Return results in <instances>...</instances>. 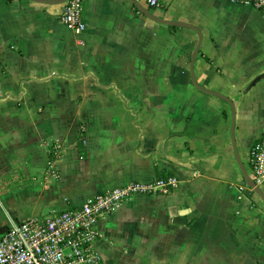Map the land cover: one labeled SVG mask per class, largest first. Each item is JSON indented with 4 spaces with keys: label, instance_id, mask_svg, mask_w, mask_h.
<instances>
[{
    "label": "crops",
    "instance_id": "obj_1",
    "mask_svg": "<svg viewBox=\"0 0 264 264\" xmlns=\"http://www.w3.org/2000/svg\"><path fill=\"white\" fill-rule=\"evenodd\" d=\"M47 1L0 0V236L168 174L175 190L101 219L97 264H264V201L236 158L250 176L264 132L262 11L137 0L199 34L129 0H82L77 30L60 20L67 2Z\"/></svg>",
    "mask_w": 264,
    "mask_h": 264
},
{
    "label": "built area",
    "instance_id": "obj_2",
    "mask_svg": "<svg viewBox=\"0 0 264 264\" xmlns=\"http://www.w3.org/2000/svg\"><path fill=\"white\" fill-rule=\"evenodd\" d=\"M252 3L264 14V0H230ZM152 7L158 0H147ZM82 0H69L61 22L71 29L82 30ZM250 178L264 182V132L250 150ZM174 176L151 183L131 181L93 195L79 206L52 210L6 227L0 236V264H97L101 255L96 249L100 237L99 222L121 203L137 194H168L176 189Z\"/></svg>",
    "mask_w": 264,
    "mask_h": 264
},
{
    "label": "water",
    "instance_id": "obj_3",
    "mask_svg": "<svg viewBox=\"0 0 264 264\" xmlns=\"http://www.w3.org/2000/svg\"><path fill=\"white\" fill-rule=\"evenodd\" d=\"M61 2V3H64V2H68L69 0H53V1H47V2ZM131 3H133L138 9L139 11H141L144 15H146L147 17H150L156 21H159V22H163V23H166V24H174V25H183V26H186V27H189L191 29H194L197 31V29L195 27H193L192 25H189V24H185V23H172V22H169V21H163V20H160L158 19L155 15H153L143 4H141L139 1L137 0H129ZM198 32V31H197ZM199 33V32H198ZM200 34V33H199ZM201 36V35H200ZM198 52V49L195 51L194 53V56L193 58H195L196 54ZM193 76V74H192ZM199 86V85H198ZM207 92L215 95V96H218L220 97L221 99H223L224 101L228 102L233 111L235 110V105L233 103V101H231L228 97L224 96V95H221L217 92H214V91H209V90H206ZM234 127H235V123H234V118H233V123H232V138L234 139ZM234 143V146H235V142ZM236 158H237V162L239 163L241 169H242V172H243V175H244V178L246 180V183L248 184V186L250 188H252L264 201V194L263 192L261 191L260 187L250 178L247 170L245 169V167L241 164L238 156L236 155Z\"/></svg>",
    "mask_w": 264,
    "mask_h": 264
},
{
    "label": "trees",
    "instance_id": "obj_4",
    "mask_svg": "<svg viewBox=\"0 0 264 264\" xmlns=\"http://www.w3.org/2000/svg\"><path fill=\"white\" fill-rule=\"evenodd\" d=\"M82 133L80 134V137H79V141H78V146H79V149L80 151L82 152L83 151V139H82ZM169 177L170 175L166 174V175H163L161 174V177ZM159 179V178H158Z\"/></svg>",
    "mask_w": 264,
    "mask_h": 264
}]
</instances>
